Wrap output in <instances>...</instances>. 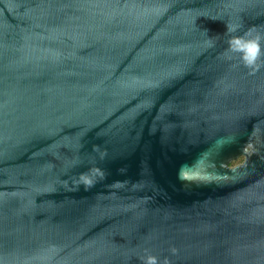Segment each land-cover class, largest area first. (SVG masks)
<instances>
[{"label":"water","instance_id":"obj_1","mask_svg":"<svg viewBox=\"0 0 264 264\" xmlns=\"http://www.w3.org/2000/svg\"><path fill=\"white\" fill-rule=\"evenodd\" d=\"M247 32L264 0H0V264H264Z\"/></svg>","mask_w":264,"mask_h":264},{"label":"clouds","instance_id":"obj_2","mask_svg":"<svg viewBox=\"0 0 264 264\" xmlns=\"http://www.w3.org/2000/svg\"><path fill=\"white\" fill-rule=\"evenodd\" d=\"M228 32H235V27L226 26ZM262 37L260 35H251L250 32L244 35L232 36L228 40V49L236 54H239V59L243 65L247 68L256 70L261 66L262 58H264V50L261 47ZM103 158V154H101ZM92 173L98 175L101 179L105 178V174L100 169H92ZM79 182L85 186V190L94 186V179L92 175L83 173L79 177ZM119 183V182H115ZM175 251V250H173ZM143 264H159V260L156 256L148 255L144 258ZM163 264H169L167 258H165Z\"/></svg>","mask_w":264,"mask_h":264},{"label":"trees","instance_id":"obj_3","mask_svg":"<svg viewBox=\"0 0 264 264\" xmlns=\"http://www.w3.org/2000/svg\"><path fill=\"white\" fill-rule=\"evenodd\" d=\"M242 157H239L236 161H232L231 163H230V165H234V164H236V163H239V162H241L242 161Z\"/></svg>","mask_w":264,"mask_h":264}]
</instances>
